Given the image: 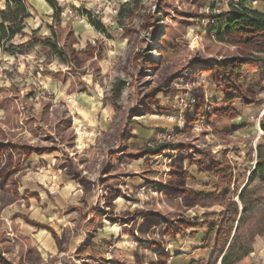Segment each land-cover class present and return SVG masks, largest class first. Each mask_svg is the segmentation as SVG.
I'll list each match as a JSON object with an SVG mask.
<instances>
[{"label": "rangeland", "instance_id": "obj_1", "mask_svg": "<svg viewBox=\"0 0 264 264\" xmlns=\"http://www.w3.org/2000/svg\"><path fill=\"white\" fill-rule=\"evenodd\" d=\"M56 1L64 7L61 16L65 33L76 39L73 47L78 51L90 50L91 56L88 57L87 64L79 70L76 68L79 73L74 74L70 71L74 66L68 67L67 64L61 63L58 58L49 56L47 49L38 45L28 52L22 53L18 50L15 55L0 49V88L18 89L21 94L33 92L31 102L35 111L47 101L55 105H64L71 114L72 125L77 133L78 152L91 155L97 137L111 129L112 118L116 114V109L111 103L113 83L120 78L132 85L133 75H130L125 67L134 54L140 51L150 53L157 62L166 56V49L160 48L166 18L158 13L161 0ZM0 2L1 10L5 7L6 0ZM25 2L30 12L29 18L25 21V32L30 34L37 29L35 27L40 26V29H37L38 38L51 35L48 25L53 23L54 9L49 2L46 0ZM230 2L232 0H202L198 12L185 26L184 39L179 43L180 54L187 55L190 51L202 50L200 43L202 29L209 25L210 19L227 12ZM136 3L138 5L135 15L128 19L124 8L127 5L132 8ZM246 6L264 11V2L261 0H250ZM76 7L92 9L110 30V36L107 37L97 31L86 16L75 12ZM127 28L135 30L131 40L128 38ZM27 40V36L17 35L12 43L21 45ZM146 68L147 66H144L142 70L146 71ZM146 74L151 79L153 70L148 69ZM172 87L171 95L158 93L156 103L159 107L136 117L137 124L133 126L132 137L129 140L134 150L139 151L147 146L174 143L178 140L177 133L187 126L186 117L193 114V104L197 101L194 88L205 90L209 100L217 98L222 93L206 72L199 71H191L176 78L172 82ZM123 92L124 98L121 103L127 100V88ZM1 94L0 92V98ZM235 104L238 116L235 117L234 124L237 130L220 131L218 135L212 131L207 134L213 152L223 160L222 169L205 172L192 162H187L185 167L189 172L187 184L190 189L208 191L218 196L229 190L230 198L237 201L241 209L238 193L248 183L247 178L257 160L256 146L262 142L263 137L260 132V121L264 115V93L261 101L251 106L242 105L238 101ZM3 115L1 109L0 119ZM136 128L138 133L135 131ZM193 129L196 132L201 131L202 121L196 122ZM34 133L35 129L28 130L25 136L30 139ZM163 134H171L173 139L161 142ZM58 154V151L33 152L22 164L23 175L17 186L19 194L17 201L5 204L4 207L0 206V219L4 221V227L20 236L16 251L23 245L26 250L27 246H31L35 248L34 252L38 253V258L44 264L49 262V264H122L123 260L129 264L146 262L155 264L157 254L161 250L169 253L167 259L169 264H190L188 256L200 249L194 247L197 244H201L203 249H210L213 253L212 247L205 246L204 228L219 221L220 213L228 204L223 200L219 199L207 207L197 205L186 211L184 216L189 222L199 221L201 225L180 230L177 235L171 230L163 235L153 232L151 237L144 236L133 226L134 222L140 223L145 219L143 214L149 211L160 196L156 185L147 181L148 179L157 181L161 177L165 179L169 151L154 157L143 156L124 164L120 171L124 172L123 181L117 180L122 186L119 189L121 196L114 198L111 205L106 200L107 193L115 191V188L110 190L105 184L96 191L86 193L76 181L64 178L55 168ZM144 170L149 171L147 177L141 175ZM96 177L97 172L91 179ZM259 184L258 180H254L248 185V189L253 191ZM76 190L81 192L80 196ZM126 191L135 197L134 201L124 197ZM101 198L102 204L98 203ZM73 207H84V212L87 213L93 210L101 212V209H105L108 214L102 217L104 226L93 232L92 237L79 232L68 244L67 252H62L58 238L63 236L62 232L67 225L73 224L72 217L75 215ZM172 223L176 228L177 219H173ZM14 225L18 227L15 233ZM163 225L165 221H162L161 226ZM153 241L160 243L161 247H155ZM253 245V252L241 260L240 264H264V236H256Z\"/></svg>", "mask_w": 264, "mask_h": 264}, {"label": "trees", "instance_id": "obj_2", "mask_svg": "<svg viewBox=\"0 0 264 264\" xmlns=\"http://www.w3.org/2000/svg\"><path fill=\"white\" fill-rule=\"evenodd\" d=\"M46 1L54 11L53 23L48 25L51 35L45 38L37 37L38 30L30 34L25 32V21L30 16L25 0L6 1L5 7L0 10V49L15 55L18 50L24 53L38 45L47 49L49 56L58 58L68 67L74 66L70 71L78 74V70L87 64L86 61L91 56L90 50L78 51L73 47L76 39L68 36L62 26L64 7L59 1ZM248 1L250 0H232L227 12L213 18L215 24L202 29V50H193L183 55L179 53V43L184 39L186 24L196 15L202 0H161L158 13L166 18V22L160 48L166 49V56L157 62L150 53L140 51L134 54L125 67L133 75L132 85L120 78L113 83L111 103L116 114L112 118L111 129L97 137L91 155L78 152L77 133L72 125L71 114L64 105L47 101L35 111L31 102L33 92L21 94L18 89L0 88V110L4 113L0 119V206L17 201V186L23 175L22 164L33 152L58 151L55 168L64 178L76 181L86 193L96 191L105 184L110 190L115 188V191L107 193L106 200L111 205L114 198L121 196L119 189L122 186L117 180L123 181L124 172L120 171L124 164L143 156L154 157L169 151L165 179L161 177L157 181H147L156 185L160 196L149 211L143 214L145 219L140 223L134 222L133 226L144 236H150L153 232L163 235L171 230L177 235L180 230L201 225L199 221L189 222L184 216L186 211L197 205L207 207L219 199L223 200L228 204L220 213L219 221H212L204 228L205 246L212 247L213 253L209 259L193 260L192 264H240L241 260L253 252L255 237L264 236V115L260 121L262 142L256 146L257 160L247 178L248 183L238 193L241 209L239 203L230 198L229 190L218 196L208 191L190 189L187 184L189 172L185 166L187 162H192L205 172L221 170L223 160L213 152L207 134L211 131L218 135L220 131L237 130L234 124V119L238 116L236 101L245 106L261 101L264 93V11L247 7ZM137 5L138 3L132 8L130 5L125 6L128 19L135 15ZM74 10L81 16H86L97 31L110 36V30L92 9L76 7ZM127 30L131 40L135 30ZM17 35L27 36L28 40L21 45L13 44ZM70 35H73L72 32ZM144 66H147L146 71L142 70ZM148 69L153 70L151 79L146 74ZM191 71L206 72L222 93L209 100L205 90L194 88L197 101L193 104V114L186 117L187 126L177 133L178 140L134 150L129 140L133 126L137 124L136 117L159 107L156 103L158 93L171 95L173 80ZM125 88L128 92L127 100L121 103ZM198 121H202L203 129L196 132L193 126ZM33 129L36 133L27 139L26 132ZM96 172L97 177L91 179ZM148 172L144 170L141 175L147 177ZM254 180H258L260 184L250 191L248 185ZM123 195L127 200H135L129 191ZM101 201L102 198L98 203L102 204ZM73 209V224L67 225L62 232L63 236L58 238L62 252H67L68 244L79 232L92 237L93 232L104 226L102 217L108 214L105 209L88 213L84 212V207ZM173 219H177L176 228L173 226ZM162 221H165L163 226ZM17 228L16 225L13 226L14 233ZM19 239L20 236L9 232L0 219V264H44L31 246H27L29 250H26L23 245L16 251ZM153 242L155 247H161L160 243ZM168 258L169 253L161 250L154 263L169 264ZM122 264L129 263L123 260Z\"/></svg>", "mask_w": 264, "mask_h": 264}, {"label": "crops", "instance_id": "obj_3", "mask_svg": "<svg viewBox=\"0 0 264 264\" xmlns=\"http://www.w3.org/2000/svg\"><path fill=\"white\" fill-rule=\"evenodd\" d=\"M7 1V0H6ZM262 2V1H261ZM1 3V2H0ZM263 3V2H262ZM88 5V4H87ZM86 8V7H85ZM88 9V8H87ZM91 10V9H90ZM39 27V28H38ZM35 28H37V29H40V26H37V27H35ZM36 29V30H37ZM34 30V29H33ZM135 131H136V133H138V128H136L135 129ZM76 193H77V195H81L80 193V191H77L76 190ZM201 244L199 245V244H197V245H194V247L196 248V247H200V249L199 250H197V251H195L194 253H193V255H190V256H188V260H189V262H190V264L191 263H193V260H204V259H209V257H210V255L212 254V251L210 250V249H203V248H201Z\"/></svg>", "mask_w": 264, "mask_h": 264}, {"label": "built area", "instance_id": "obj_4", "mask_svg": "<svg viewBox=\"0 0 264 264\" xmlns=\"http://www.w3.org/2000/svg\"><path fill=\"white\" fill-rule=\"evenodd\" d=\"M209 24H215V21L213 20V19H210V21H209ZM171 139H173L172 138V135L171 134H163L162 136H161V138H160V141L162 142V141H170Z\"/></svg>", "mask_w": 264, "mask_h": 264}, {"label": "bare ground", "instance_id": "obj_5", "mask_svg": "<svg viewBox=\"0 0 264 264\" xmlns=\"http://www.w3.org/2000/svg\"><path fill=\"white\" fill-rule=\"evenodd\" d=\"M260 132L262 133V130H260Z\"/></svg>", "mask_w": 264, "mask_h": 264}, {"label": "water", "instance_id": "obj_6", "mask_svg": "<svg viewBox=\"0 0 264 264\" xmlns=\"http://www.w3.org/2000/svg\"><path fill=\"white\" fill-rule=\"evenodd\" d=\"M262 134H263V132H262Z\"/></svg>", "mask_w": 264, "mask_h": 264}]
</instances>
